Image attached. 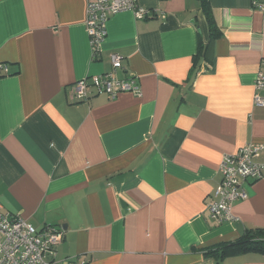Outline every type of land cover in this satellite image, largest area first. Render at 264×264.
I'll return each mask as SVG.
<instances>
[{
	"label": "crops",
	"instance_id": "crops-1",
	"mask_svg": "<svg viewBox=\"0 0 264 264\" xmlns=\"http://www.w3.org/2000/svg\"><path fill=\"white\" fill-rule=\"evenodd\" d=\"M200 2L137 0L147 15H111L94 53L86 0H0V205L63 230L49 264H264L206 254L264 229V168L233 220L208 213L222 156L264 145V0H208L213 38ZM102 73L135 78L140 95L70 101L72 83Z\"/></svg>",
	"mask_w": 264,
	"mask_h": 264
},
{
	"label": "built area",
	"instance_id": "built-area-1",
	"mask_svg": "<svg viewBox=\"0 0 264 264\" xmlns=\"http://www.w3.org/2000/svg\"><path fill=\"white\" fill-rule=\"evenodd\" d=\"M253 4L256 5V2L253 1ZM124 11H131L136 18H143L148 12L137 5V0H86L85 29L94 53L106 37L108 18ZM121 60L120 55L110 54L113 68H118ZM1 69L6 71V67L0 64ZM254 89L255 105L264 106V96L259 94V91H264L262 68L257 71ZM121 92L140 95L136 79H118L113 73H102L72 83L69 99L79 103L89 100L93 94L104 93L115 97ZM263 148L261 143L250 142L237 152L222 156L218 168L221 179L208 205L209 216L217 223L233 220V203L245 200L248 196L247 180L262 176L264 165L256 159ZM62 238V229L49 224L36 228L19 216L2 212L0 205V264H49L46 257L54 255V248L61 243Z\"/></svg>",
	"mask_w": 264,
	"mask_h": 264
},
{
	"label": "trees",
	"instance_id": "trees-1",
	"mask_svg": "<svg viewBox=\"0 0 264 264\" xmlns=\"http://www.w3.org/2000/svg\"><path fill=\"white\" fill-rule=\"evenodd\" d=\"M207 20L211 38L219 36L217 26L208 0H200ZM243 253H258L264 255V229H252L238 239L222 242L214 248L207 249L206 254L214 258H224Z\"/></svg>",
	"mask_w": 264,
	"mask_h": 264
}]
</instances>
